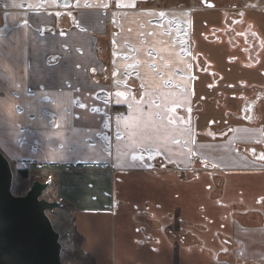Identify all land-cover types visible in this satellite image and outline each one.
<instances>
[{
    "label": "crops",
    "instance_id": "0c3cea01",
    "mask_svg": "<svg viewBox=\"0 0 264 264\" xmlns=\"http://www.w3.org/2000/svg\"><path fill=\"white\" fill-rule=\"evenodd\" d=\"M169 1L77 0L76 21L57 34V0H7L0 129H36L35 152L47 153L32 164L59 170L60 197L97 264H264V0ZM110 18L117 87L133 76L145 97L114 116L123 137L112 147L106 86L91 76L103 64L87 33ZM137 127L146 146L160 145L146 153L170 165L136 155Z\"/></svg>",
    "mask_w": 264,
    "mask_h": 264
},
{
    "label": "water",
    "instance_id": "95a60500",
    "mask_svg": "<svg viewBox=\"0 0 264 264\" xmlns=\"http://www.w3.org/2000/svg\"><path fill=\"white\" fill-rule=\"evenodd\" d=\"M13 183L11 163L0 151V264H65L60 234L47 213L62 203L43 198L51 180L34 181L24 195L13 192Z\"/></svg>",
    "mask_w": 264,
    "mask_h": 264
},
{
    "label": "rangeland",
    "instance_id": "374dc122",
    "mask_svg": "<svg viewBox=\"0 0 264 264\" xmlns=\"http://www.w3.org/2000/svg\"><path fill=\"white\" fill-rule=\"evenodd\" d=\"M186 1V0H182ZM82 2V0H81ZM151 4H158L157 0H150ZM154 2V3H152ZM191 2H194L192 0ZM169 3H173L172 0L169 1ZM195 3V2H194ZM164 102H162V105L165 106L166 104V98L164 97ZM76 114H79L81 118H86L87 122L86 124L93 122V117L89 113H85L82 110H76ZM29 130H19V129H10L8 127L0 129V151L9 159L12 169L14 171L15 168L19 169H27L30 175V178L32 179V183H29L27 185V190L24 194L27 193V191L30 189V187L33 186L34 181H41L46 182L49 176L52 175L54 178L53 183L46 189V191L43 193V198L55 201L58 200L62 203L61 206H56L52 211H48V215L53 223L54 228L56 231L60 234V243L62 244V254L63 252H69L73 249L72 242L70 241V230L73 226L72 221L74 215V205L73 203H70L66 199L60 197L61 189L59 187V183L57 180V174L59 173V170L56 171H47V168L44 169L41 166L39 168H36L32 163L33 160H38L40 158H44V156L47 153V146L42 145L41 147H38V152H35L32 148L34 140V135L32 133H28ZM177 131L174 130L168 137H166V140L170 138L172 134H174ZM156 133L160 132L155 131ZM17 133V134H14ZM152 137H155V135L151 132L150 134ZM175 136V135H174ZM84 137L82 132L78 133V136L76 139H82ZM184 138L182 136H177ZM157 138V137H155ZM44 140V139H43ZM88 141V139H86ZM125 140V145L127 144V139ZM129 140L131 141V144L128 143L130 147H138L137 154L138 156H141L145 154L144 148L150 149V148H160V145L157 143H153L150 146H146L145 141L148 140L146 135L143 133L141 134L139 132L138 127L135 128L132 133L129 135ZM45 141V140H44ZM172 147V145H170ZM81 154H85V150L89 149L87 145H80ZM164 149L169 152V149L165 146ZM149 151H156V150H149ZM178 156L180 160H185L187 158V150L185 148H181V150L178 151ZM136 156V158H139ZM131 158L132 157L131 155ZM50 195H54L55 199L51 200L49 197ZM16 194V193H15ZM23 194V195H24ZM17 195V194H16ZM19 195V194H18ZM76 249V248H75ZM74 249V250H75Z\"/></svg>",
    "mask_w": 264,
    "mask_h": 264
},
{
    "label": "flooded vegetation",
    "instance_id": "af4514ba",
    "mask_svg": "<svg viewBox=\"0 0 264 264\" xmlns=\"http://www.w3.org/2000/svg\"><path fill=\"white\" fill-rule=\"evenodd\" d=\"M59 12L56 15V24L54 27H57V29H52V27H45V30H53V32H56L57 34L62 33V31H66L71 26L72 21H76L74 16H71L70 13L76 8L77 0H71V5L69 7H64L60 0H57ZM213 4V3H212ZM141 5H139L140 7ZM7 7V0H0V11H3V8ZM109 11L112 12L116 9H123L122 7L113 6L109 8ZM4 19H2L3 23ZM69 23V24H68ZM1 24V22H0ZM118 32V29L113 24V20H109L106 30L104 32H96L92 29H87V33L89 34L90 38H92L96 54L98 59L102 62L103 68L98 71L96 67L91 68V76L93 80L96 83L104 84L106 86V92L104 93V98L108 101L110 104V115H108V119L106 120L105 124L108 128V132L104 133V140L106 142H109V146H113L114 139L121 136L123 133L120 131H117L115 128L114 121L116 120V117H114L117 114H128V109L131 108L134 104L140 103L144 101V92L143 89L138 88L139 86L134 84V81L137 80L135 77L132 76L130 80L127 81V87L126 89H120L117 87L116 79H117V73L118 69L116 67V40H115V34ZM120 95H117V94ZM147 103H154L157 104V100L154 99L153 101L147 98ZM160 103V100L158 101ZM49 116L52 117V127H56L58 122L55 121V116L52 112H47ZM22 130H29V133H32L34 135V131L36 129L27 128ZM121 134V135H118ZM123 137V135L121 136ZM102 138V139H103ZM40 139L38 136L34 137V140L37 141L33 142L32 148L35 151V145L40 144ZM153 155L155 158H159L160 162L163 163V167H167V161L165 157L158 153V152H150L143 155ZM171 164V163H170ZM168 164V165H170ZM39 167L42 165H38Z\"/></svg>",
    "mask_w": 264,
    "mask_h": 264
},
{
    "label": "trees",
    "instance_id": "16d2710c",
    "mask_svg": "<svg viewBox=\"0 0 264 264\" xmlns=\"http://www.w3.org/2000/svg\"><path fill=\"white\" fill-rule=\"evenodd\" d=\"M53 178V177H52ZM29 172L27 169H19L14 167V183L13 192L17 195H23L27 190V185L32 183ZM50 178L47 179V181ZM51 180V179H50ZM49 194V193H48ZM51 200L55 199L54 195L49 194ZM72 228L70 230V241L72 242L73 249L69 252H63L62 260L65 264H97L94 257L87 253L83 248L84 237L79 232L75 224V216L72 221ZM76 248V249H75ZM75 249V250H74Z\"/></svg>",
    "mask_w": 264,
    "mask_h": 264
},
{
    "label": "snow or ice",
    "instance_id": "6c2138e0",
    "mask_svg": "<svg viewBox=\"0 0 264 264\" xmlns=\"http://www.w3.org/2000/svg\"><path fill=\"white\" fill-rule=\"evenodd\" d=\"M117 95H120L119 93Z\"/></svg>",
    "mask_w": 264,
    "mask_h": 264
}]
</instances>
